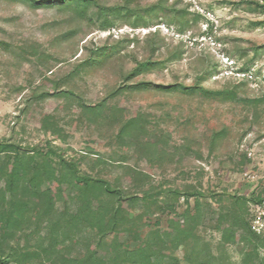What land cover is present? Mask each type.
<instances>
[{
    "label": "rangeland",
    "instance_id": "1",
    "mask_svg": "<svg viewBox=\"0 0 264 264\" xmlns=\"http://www.w3.org/2000/svg\"><path fill=\"white\" fill-rule=\"evenodd\" d=\"M93 1L79 17L69 6L0 0V213L30 192L27 181L14 193L5 191L3 173L10 170L14 151L33 153L49 146L57 155L52 157L56 174L61 156L76 164L78 176L105 180L128 196L149 187L196 191L198 250L216 264H245L242 246L221 248L218 219L230 214L226 225L241 214L264 240V0ZM113 6L135 9L148 26L133 29L136 17H118L113 28L100 30L97 7ZM101 49L110 52L102 57ZM225 57L234 61L233 68L224 65ZM143 63L148 66L142 68ZM134 70L137 76L128 79ZM232 71L245 76L233 79ZM139 82L229 88L239 100H205L180 89L125 90ZM57 91L68 94L51 95ZM99 103L105 108L98 116L83 112L81 104ZM135 114L147 119L149 139L158 146L155 159L142 145L117 138L121 121ZM46 117L62 138L43 126ZM133 171L143 173L144 180L136 182ZM186 195L176 202L167 199L170 211L163 197L150 208L127 200L141 241L153 242L154 233L162 237L170 230V221L194 205ZM240 197L246 200L241 208L234 205ZM257 198L262 202H253ZM77 205L56 203V210ZM33 216L2 244L0 255L9 264H61L60 257L80 258L97 242L94 232L82 228L61 246L60 256L45 255L47 222ZM139 243L129 240L122 247L133 250ZM186 253L190 250L183 246L169 252L177 264H189ZM16 254L22 259L14 260ZM258 254L264 261V244Z\"/></svg>",
    "mask_w": 264,
    "mask_h": 264
},
{
    "label": "trees",
    "instance_id": "2",
    "mask_svg": "<svg viewBox=\"0 0 264 264\" xmlns=\"http://www.w3.org/2000/svg\"><path fill=\"white\" fill-rule=\"evenodd\" d=\"M29 1L34 5L43 7L69 6L79 17H84L87 9L95 4L93 0ZM149 10L154 12L156 9ZM160 14L161 17H164L167 13L165 9H161ZM94 16L99 21L98 27L100 30L113 28L115 19L118 17H136L134 23L131 24L133 29L148 26L142 20L143 16L128 6L97 7ZM109 52L110 50L106 52L101 49L98 55L105 57ZM140 66L146 68L148 63H143ZM129 76L128 79L137 76V70H134ZM152 89L164 92L180 89L190 95L197 94L205 100L212 101L239 100L236 91L233 89L209 90L202 87L200 83L185 87L139 82L125 87V90L132 91ZM58 94L65 95L68 92L57 91L51 93L52 96ZM253 102L250 101V103ZM81 106L85 114L93 116H98L105 108L104 103L91 106L81 104ZM146 123L147 119L141 114L126 117L120 123L117 138L122 143L124 140L129 139L134 145H142L144 153L150 159H155L154 156L158 146L149 139ZM43 126L54 133L61 134L62 138L63 132L55 127L50 117L44 119ZM142 136L145 137L143 144L140 143ZM2 145L0 142V152ZM8 147L12 150L17 149L14 145H8ZM28 152L20 154L14 151L11 168L3 173L5 191L14 193L22 181H27L30 192L27 194L26 199L14 200L10 204V210L0 213V230H2V233H0V252L2 244L13 236L17 230L33 222V215L35 214L38 217L37 221L42 217L46 220V228L49 230L44 241L47 242V247L42 248L45 255L60 256L61 246L67 240H72L82 228H88L95 233L97 242L88 246L85 254L75 259L62 256L60 257L62 259L61 264H157L158 261L162 264H177V258L169 252H173L180 246L190 250V253H186L185 256L187 263L216 264L213 257L198 250L199 239L195 234V230L201 219V213L200 201L197 197L199 193L196 191L182 194L178 188L149 187V189L138 190L133 195L128 196L126 193L124 194L122 191L113 188L105 180L90 176H78L76 164L63 159L61 156H58L61 167L60 172L56 174L52 166V157L57 155L49 146H44L38 151L31 150L33 153ZM158 158L160 157L158 156ZM133 176L136 182H142L145 177L143 173L138 171H133ZM182 195H186L187 201L189 198H194V205L190 206L187 203L188 206L184 212L170 221V230L160 231L163 233L162 237L154 233L153 242L141 241L137 229L139 221L137 218H129L128 209L125 205L127 200H130L133 206L140 204L144 208H150V206L158 204V198L163 197V203L166 205L165 210L170 211L172 205L167 204V199H173L176 202ZM65 202L78 203V205L74 210L66 207L63 211L57 212L56 203ZM253 202L260 203L262 200L257 198ZM245 203V198L240 197L235 200L234 205L241 208ZM228 215L230 214H225V217L221 216L218 219L221 248L224 250L229 245L242 246L245 264L251 261L252 264H263L264 261L258 254V249L264 244L263 238L251 231L249 222L242 219L241 214H234L232 222L224 225L223 222L227 220ZM129 240L140 242L139 246L133 250L123 249V243ZM21 257L16 254L14 260H19ZM0 264H9L6 255H0Z\"/></svg>",
    "mask_w": 264,
    "mask_h": 264
},
{
    "label": "built area",
    "instance_id": "3",
    "mask_svg": "<svg viewBox=\"0 0 264 264\" xmlns=\"http://www.w3.org/2000/svg\"><path fill=\"white\" fill-rule=\"evenodd\" d=\"M222 62L224 63V65L230 66V68H233L235 63L233 60H229L228 58H223ZM230 76L233 79H237V78H243L245 76V73L240 72V71H232L230 72ZM257 231V230H256ZM258 233H260V231H257Z\"/></svg>",
    "mask_w": 264,
    "mask_h": 264
}]
</instances>
